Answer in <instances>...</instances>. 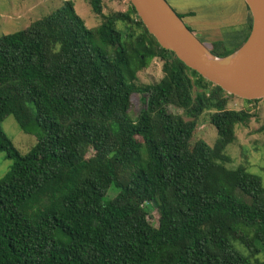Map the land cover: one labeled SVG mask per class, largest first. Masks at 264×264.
<instances>
[{"label": "trees", "instance_id": "trees-1", "mask_svg": "<svg viewBox=\"0 0 264 264\" xmlns=\"http://www.w3.org/2000/svg\"><path fill=\"white\" fill-rule=\"evenodd\" d=\"M85 1L97 28L66 1L0 37V153L13 161L0 180V264H264V186L227 167L252 111L228 109L232 95L161 48L132 5L105 16L103 0ZM220 47L210 48L217 58L240 49ZM154 59L163 78L139 85ZM168 107L207 113L215 144L195 141L197 122ZM9 116L37 138L24 156L2 128ZM247 229L245 245L235 236Z\"/></svg>", "mask_w": 264, "mask_h": 264}, {"label": "rangeland", "instance_id": "rangeland-1", "mask_svg": "<svg viewBox=\"0 0 264 264\" xmlns=\"http://www.w3.org/2000/svg\"><path fill=\"white\" fill-rule=\"evenodd\" d=\"M66 1H72L76 13L83 19L89 29L97 28L101 24V18L96 16L90 5L85 0H0V37L12 33H17L28 28L34 22L50 15L58 10ZM167 1V0H166ZM171 1V2H170ZM169 5L175 10L187 12L194 11L199 17L203 28L220 29L212 32L208 38L207 45L201 41L202 34H196V37L203 45L210 50L213 44L222 42L224 47L221 50H232L236 47H242L241 38L243 36L242 10L244 3L242 0H170ZM174 6H172V5ZM103 14L105 16L118 12H127L131 6L130 0H103ZM176 8V9H175ZM176 12V11H175ZM186 18V17H185ZM189 22L190 19L186 18ZM189 26V25H188ZM193 32V27L189 26ZM204 40V39H203ZM244 40V39H243ZM236 44L237 46H235ZM211 51V50H210ZM163 62L160 59H154L149 67L138 74L139 85H152L158 83L163 78ZM195 91V90H194ZM131 110L129 117L135 120L142 108V98L139 95L132 96ZM228 109L230 110H251L254 117L248 123V126H237L236 141L226 149V154L231 161L228 168L236 169L238 167L247 168L248 172L258 176L264 186V133L260 132L264 123V102L261 101L255 106L247 104L239 98L229 97ZM168 112L173 116H178L184 121L197 122L194 140H203L213 146L217 140L216 129L209 124L208 114H202L197 119L187 116L183 110L168 107ZM2 128L7 136L12 140L14 146L24 156L37 144V138L33 135L24 133L12 116L7 117ZM13 161L9 160L6 153H0V180L10 171ZM115 192L111 191L109 197H114ZM149 220L154 226H158L160 213L157 207L149 206ZM253 231L245 230L242 234H237L235 238L240 241L251 240ZM246 245V244H245ZM245 256L251 255V252L237 243ZM261 254H255V260H261Z\"/></svg>", "mask_w": 264, "mask_h": 264}, {"label": "water", "instance_id": "water-1", "mask_svg": "<svg viewBox=\"0 0 264 264\" xmlns=\"http://www.w3.org/2000/svg\"><path fill=\"white\" fill-rule=\"evenodd\" d=\"M243 1L253 18L251 33L239 50L225 58L212 55L166 0L130 3L161 48L227 94L254 101L264 99V0Z\"/></svg>", "mask_w": 264, "mask_h": 264}, {"label": "crops", "instance_id": "crops-1", "mask_svg": "<svg viewBox=\"0 0 264 264\" xmlns=\"http://www.w3.org/2000/svg\"><path fill=\"white\" fill-rule=\"evenodd\" d=\"M167 1H170V0H167ZM191 1V0H190ZM171 2V1H170ZM169 2V3H170ZM192 2V1H191ZM242 2L244 3V7L242 10V22L239 21V23L242 24V29H244L242 32H243V36L241 38H243L241 40V43L245 41V39L248 37V34L250 32V28L252 27V23H253V18H252V15L246 5V3L242 0ZM172 5V4H171ZM176 6H181V8L179 10H175L176 13L182 17L183 19V22L185 23V25L187 27L189 26H192L193 27V33L195 32L196 34H199L201 33L202 34V40L203 43L207 44V45H210V42L208 43L207 39L208 38H211L209 37V35L212 33V32H215L217 30H220V29H207V28H203L202 25H201V22L199 21V17L197 16V14L194 12V11H190V12H187L185 10H182V5H177L175 4ZM173 6V5H172ZM174 7V6H173ZM176 9V8H175ZM190 19L189 22L186 20V18ZM189 25V26H188ZM190 29V28H189ZM192 31V30H191ZM197 36V35H196ZM198 37V36H197ZM204 39V40H203ZM235 46H237L236 44H234ZM243 45V43L241 44ZM234 49V48H233ZM241 100V99H240ZM243 102V101H242ZM253 106H255L256 104H251Z\"/></svg>", "mask_w": 264, "mask_h": 264}, {"label": "bare ground", "instance_id": "bare-ground-1", "mask_svg": "<svg viewBox=\"0 0 264 264\" xmlns=\"http://www.w3.org/2000/svg\"><path fill=\"white\" fill-rule=\"evenodd\" d=\"M237 57V55H235Z\"/></svg>", "mask_w": 264, "mask_h": 264}]
</instances>
